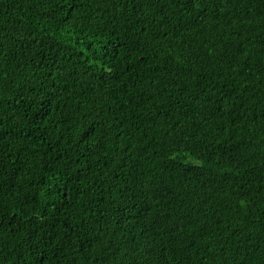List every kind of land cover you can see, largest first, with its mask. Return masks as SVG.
Here are the masks:
<instances>
[{"label": "trees", "instance_id": "1", "mask_svg": "<svg viewBox=\"0 0 264 264\" xmlns=\"http://www.w3.org/2000/svg\"><path fill=\"white\" fill-rule=\"evenodd\" d=\"M0 264H264V0H0Z\"/></svg>", "mask_w": 264, "mask_h": 264}]
</instances>
